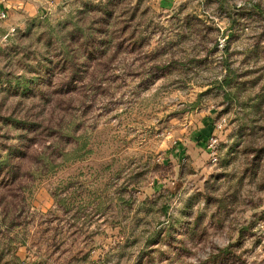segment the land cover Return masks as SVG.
Returning a JSON list of instances; mask_svg holds the SVG:
<instances>
[{
    "label": "rangeland",
    "instance_id": "374dc122",
    "mask_svg": "<svg viewBox=\"0 0 264 264\" xmlns=\"http://www.w3.org/2000/svg\"><path fill=\"white\" fill-rule=\"evenodd\" d=\"M0 264H264V0H52L16 27Z\"/></svg>",
    "mask_w": 264,
    "mask_h": 264
},
{
    "label": "crops",
    "instance_id": "0c3cea01",
    "mask_svg": "<svg viewBox=\"0 0 264 264\" xmlns=\"http://www.w3.org/2000/svg\"><path fill=\"white\" fill-rule=\"evenodd\" d=\"M51 3L52 0H0V11H7L9 15L6 21H0V47L11 39L13 28L22 25L28 17L38 15L42 8Z\"/></svg>",
    "mask_w": 264,
    "mask_h": 264
},
{
    "label": "built area",
    "instance_id": "2783aa9c",
    "mask_svg": "<svg viewBox=\"0 0 264 264\" xmlns=\"http://www.w3.org/2000/svg\"><path fill=\"white\" fill-rule=\"evenodd\" d=\"M9 18L7 11H0V21H6ZM15 32V28L11 30V33ZM220 46L223 47V43H220ZM224 127V122H220L216 125L217 130H222ZM218 146H219V138L213 137L208 143L206 149L210 152L211 159L213 162L218 161Z\"/></svg>",
    "mask_w": 264,
    "mask_h": 264
}]
</instances>
